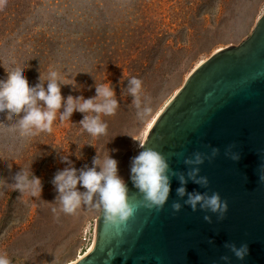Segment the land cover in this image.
<instances>
[{"label": "rangeland", "instance_id": "obj_1", "mask_svg": "<svg viewBox=\"0 0 264 264\" xmlns=\"http://www.w3.org/2000/svg\"><path fill=\"white\" fill-rule=\"evenodd\" d=\"M263 12L264 0H6L0 8V80L25 65L29 86L46 88L48 72L56 70L65 99L94 97L96 84L108 82L120 106L115 115L101 116L108 129L99 138L80 127V112L63 124L57 115L51 134L27 138L5 127L20 117L8 121L0 113V177L13 183L31 161L43 186L40 199L0 189V253L13 264H67L85 253L100 213L81 208L54 218L51 209L59 204L53 179L68 167L61 157L86 170L97 153L101 161L108 155L126 182L147 122L200 60L247 38ZM133 76L151 100L153 113L145 122L127 93Z\"/></svg>", "mask_w": 264, "mask_h": 264}, {"label": "water", "instance_id": "obj_2", "mask_svg": "<svg viewBox=\"0 0 264 264\" xmlns=\"http://www.w3.org/2000/svg\"><path fill=\"white\" fill-rule=\"evenodd\" d=\"M143 143L169 164L171 190L164 209L141 206L142 196L129 177L125 183L135 214L119 235L99 214L93 246L72 264H225L223 255L230 257L227 264H264V182L259 179L264 173V12L247 38L217 49L190 72ZM230 145L238 161L225 156ZM211 147L220 149L211 161L184 163L197 151L210 155ZM192 167L208 178L207 188L188 178ZM179 174L188 181L187 192H218L228 202L225 218L218 220L199 206L193 212L184 203L187 196L177 195ZM173 202L182 205L177 213ZM225 242L247 243L248 255L236 259Z\"/></svg>", "mask_w": 264, "mask_h": 264}, {"label": "clouds", "instance_id": "obj_3", "mask_svg": "<svg viewBox=\"0 0 264 264\" xmlns=\"http://www.w3.org/2000/svg\"><path fill=\"white\" fill-rule=\"evenodd\" d=\"M5 4L6 0H0V8H3ZM24 70L25 65L20 68L13 67L12 70L7 71V78L0 80V113L6 112L8 121H13L14 116L20 117L15 120L14 125H4L9 131L17 133L21 138L34 137L40 133L51 134L57 115H59L60 123L63 124L66 120L70 121L73 112H80L85 115L79 125L90 136L99 138L107 134L108 125L102 121L101 116L115 115L120 106L111 83L96 84L94 97L85 99L83 96L69 95L65 99L61 95V84L64 82L60 79L58 71L48 72V82L45 88L43 83L30 87L27 78L23 75ZM40 79L44 80L42 76ZM73 85L75 86V83ZM142 85L141 79L131 77L128 79L127 93L133 97L132 103L137 109L138 119L145 122L152 115L153 108L150 98L143 94ZM144 101H147V104L142 107ZM61 108H63L62 112ZM21 113H23L22 117ZM138 142L142 150L132 159L130 178L142 196L141 206L160 212L164 209L171 190L169 164L160 151L146 147V143ZM233 147L234 145H230L224 154L229 159L238 161L240 156L231 151ZM219 154V148L211 147L210 155L206 156L197 151L191 157L184 159V163L190 166L202 165L205 159L211 161ZM61 161L68 167L58 171L53 179L58 193L54 204H59V209L56 207L51 209L54 218L59 220L60 213L74 215L81 208L93 210L103 215L104 223L117 229L119 235V229L133 217L137 206L130 203L129 189L119 175L118 162L108 155L101 161L97 153V156L93 158L92 167L78 170L72 165L67 155L62 156ZM30 166L31 161L12 177L14 182L11 184L5 178L0 177V189L11 187L12 191H18L21 195L27 194L32 198L40 199L42 181L33 174ZM199 172V167H192L187 176L193 183L207 188L209 180L205 176H199ZM171 175L178 174L171 172ZM259 179L264 182V173L259 176ZM179 181L182 186L177 188V195L187 196L184 203L190 206L193 212L197 211L199 206L201 211L216 214L218 220L225 218L228 202L222 199L218 192L211 194L199 191L187 192L183 185L188 181L183 174H179ZM78 185L85 191L78 190ZM181 207L179 202L171 204L173 213L179 212ZM203 219L208 223L212 222L209 215H204ZM224 247L232 256L241 261L249 253L247 243L237 246L235 243L225 242ZM109 258L114 259L115 255L109 252ZM220 259L225 264L230 261L228 255H223ZM0 264H13L6 252L0 253Z\"/></svg>", "mask_w": 264, "mask_h": 264}, {"label": "bare ground", "instance_id": "obj_4", "mask_svg": "<svg viewBox=\"0 0 264 264\" xmlns=\"http://www.w3.org/2000/svg\"><path fill=\"white\" fill-rule=\"evenodd\" d=\"M204 59H202V60H200L199 62H198V64H200V62H202ZM197 64V65H198ZM179 89V88H178ZM178 89H176V91L173 93V95L167 100V102L154 114V116L147 122V124H146V126H145V130H144V134H145V136L147 135V133H148V131H149V129H150V127L152 126V124L154 123V121H155V119L157 118V116L161 113V111L164 109V107H165V105L168 103V101L174 96V94L177 92V90ZM97 224V223H96ZM95 233H96V228H95ZM95 233H94V238H93V240H92V242L90 243V245H89V247H88V249L86 250V252L85 253H81L77 258H75V259H73V260H71V261H69L67 264H72V263H74L75 261H77L79 258H81L83 255H85L89 250H90V248L93 246V243H94V239H95Z\"/></svg>", "mask_w": 264, "mask_h": 264}]
</instances>
